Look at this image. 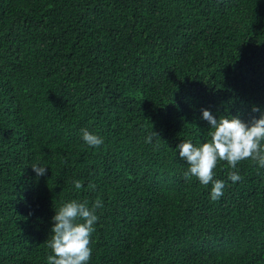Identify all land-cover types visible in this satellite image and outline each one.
Masks as SVG:
<instances>
[{"label":"trees","instance_id":"trees-1","mask_svg":"<svg viewBox=\"0 0 264 264\" xmlns=\"http://www.w3.org/2000/svg\"><path fill=\"white\" fill-rule=\"evenodd\" d=\"M205 107L264 111V0H0V264H48L72 198L103 201L88 264H264V167L183 175Z\"/></svg>","mask_w":264,"mask_h":264},{"label":"clouds","instance_id":"clouds-1","mask_svg":"<svg viewBox=\"0 0 264 264\" xmlns=\"http://www.w3.org/2000/svg\"><path fill=\"white\" fill-rule=\"evenodd\" d=\"M253 105V111H259ZM201 115L210 125L208 136L204 140L193 141L191 137L182 139L176 149L178 156L187 162L185 177L195 176L199 183L211 182L210 198L216 200L223 195L225 181L215 178V169L219 161H227L231 171L228 176L232 182L241 179L238 162L247 158L255 160L264 167V111L251 120H243L239 115L227 114L217 118L209 108H202ZM81 139L88 146H100L104 137L96 131L84 127L80 129ZM157 133L152 131L144 137L145 143H153ZM45 163H32L37 177L47 171ZM73 185L80 190L81 180L74 179ZM103 204L97 198L89 203L87 199L72 198L63 201L55 208L51 219V239L47 241L51 252L47 256L48 264H88L92 255L91 236L99 217L96 209Z\"/></svg>","mask_w":264,"mask_h":264}]
</instances>
